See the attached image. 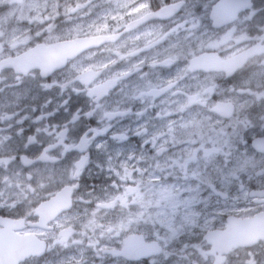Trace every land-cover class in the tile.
I'll return each instance as SVG.
<instances>
[{"label": "clouds", "instance_id": "9594fccd", "mask_svg": "<svg viewBox=\"0 0 264 264\" xmlns=\"http://www.w3.org/2000/svg\"><path fill=\"white\" fill-rule=\"evenodd\" d=\"M135 9L150 14L146 27L160 40L145 57V75L163 77V94L145 114L151 127L132 173L93 157L95 129L74 135L82 121L107 114L90 93L109 77L84 79L87 48L51 71L25 70L29 57L87 34L69 23L74 9L42 0L27 23L0 28V93L26 112L4 118L0 143V155L14 164L0 174V220L23 221L36 240L20 264H127L121 250L134 233L152 242L147 264H264V0H244L227 20L204 0H133ZM122 88L113 86L108 106ZM40 93L38 108L20 106ZM73 94L87 107L72 111ZM26 121L34 126L28 137ZM93 169L110 181L101 192L121 191L126 206H106L113 197L86 183ZM238 219L256 227L237 232L231 224Z\"/></svg>", "mask_w": 264, "mask_h": 264}, {"label": "flooded vegetation", "instance_id": "af4514ba", "mask_svg": "<svg viewBox=\"0 0 264 264\" xmlns=\"http://www.w3.org/2000/svg\"><path fill=\"white\" fill-rule=\"evenodd\" d=\"M41 2L42 0H0V28L27 23L33 18L32 7ZM150 2L155 6L159 0ZM243 2L244 0H204V6L213 16L227 20ZM58 3L74 9L69 12L72 18L69 23L75 21V24L81 25L87 34L82 36L75 33L67 43L29 57L25 63V70L37 67L40 71H51L81 45L87 48L92 53V59L83 72L84 79L91 82L101 73H107L109 77L100 81L90 93L97 110H104L107 114H102L99 120L89 118L82 121L79 131L74 135L83 133L87 128L95 129V132L90 134V138L96 141L93 157L107 159L114 170L119 168L123 172L126 168L132 173L133 169L142 165V161L138 163L141 155V136L151 127L145 119V114L152 110L163 94L161 84L163 77L145 75L149 71L145 57L154 52L160 43L158 34L152 28L146 27V23L150 22V14L145 12L144 15H139L142 9L129 10L133 0H58ZM131 16L137 18L130 20ZM208 67L226 68L227 65L210 62ZM116 84L123 85L122 95L113 96L108 106L105 97ZM37 91L34 89L33 95H36ZM45 95L40 93L37 99L23 101L20 106L29 103L32 107L38 108ZM128 100L133 101L135 106L130 104L125 108L124 102ZM13 105L14 100L10 95L6 97L0 93V143H3L7 132L4 118L19 112ZM68 106L75 111L78 107H87V104L83 96L73 94ZM63 111L61 109V113ZM25 114L26 112H19L21 116ZM24 127L25 137L34 134V126L27 127V121ZM69 151L79 149L69 148ZM13 167L14 164L10 160L0 155V174ZM107 171L108 168L105 167V172ZM98 173L99 169H93L86 183L95 188L97 193L113 197L106 205L108 208L115 207L118 202L121 206H126L127 198L121 191L113 189L110 193L101 192L110 181L103 173ZM120 187L125 192L131 190V184H121ZM49 211L54 212L55 208ZM231 227L237 232H243L252 230L256 225L252 220L238 219L232 222ZM24 228L23 221L0 220V264H20L23 254L34 246L36 240L33 233ZM218 242H223V239L219 238ZM151 251V240L134 233L125 240L121 254L126 258L127 264H147L146 257Z\"/></svg>", "mask_w": 264, "mask_h": 264}]
</instances>
